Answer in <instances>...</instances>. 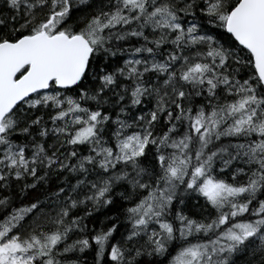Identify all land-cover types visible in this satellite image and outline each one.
<instances>
[{
    "label": "snow or ice",
    "instance_id": "6c2138e0",
    "mask_svg": "<svg viewBox=\"0 0 264 264\" xmlns=\"http://www.w3.org/2000/svg\"><path fill=\"white\" fill-rule=\"evenodd\" d=\"M0 264H264V0H0Z\"/></svg>",
    "mask_w": 264,
    "mask_h": 264
}]
</instances>
